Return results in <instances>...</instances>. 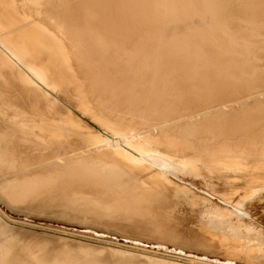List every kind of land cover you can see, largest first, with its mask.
<instances>
[{
  "label": "bare ground",
  "instance_id": "obj_1",
  "mask_svg": "<svg viewBox=\"0 0 264 264\" xmlns=\"http://www.w3.org/2000/svg\"><path fill=\"white\" fill-rule=\"evenodd\" d=\"M263 16L264 0H0V171L13 181L0 195L77 187L78 202L161 237L176 209L158 204L199 198L195 243L250 241L264 257L247 208L264 193ZM230 175L243 193L210 185Z\"/></svg>",
  "mask_w": 264,
  "mask_h": 264
},
{
  "label": "rangeland",
  "instance_id": "obj_2",
  "mask_svg": "<svg viewBox=\"0 0 264 264\" xmlns=\"http://www.w3.org/2000/svg\"><path fill=\"white\" fill-rule=\"evenodd\" d=\"M209 29L206 27L204 30ZM62 98L67 99L64 96ZM82 120L94 132L97 131L91 118ZM9 177L7 169L0 171V178H3L0 181H4L3 184L11 189L13 181L6 180ZM246 179L222 176L214 179L210 185L218 193L231 194L238 190L243 193L247 188ZM235 181L237 184L233 186ZM196 184L203 188L208 183L198 180ZM76 190L79 189L53 187L36 194L31 200L16 203H10L0 195V263L163 264L158 258L143 255L145 252L181 261L194 258L226 262L231 257L237 260V264H264L260 247L250 241L241 247L231 245L233 249L228 250L207 249L195 243L203 240L199 229L202 221L199 198L196 200L197 207L174 200L158 204L160 207L176 209L169 219L170 223L162 225L169 232L168 236L161 237L146 229V224L137 222L132 215L109 219L105 213L109 216L110 207L100 210L96 206V210L78 202L73 194ZM234 199L238 201L240 196ZM247 208L253 220L261 226L260 233L264 237V193L250 200Z\"/></svg>",
  "mask_w": 264,
  "mask_h": 264
}]
</instances>
